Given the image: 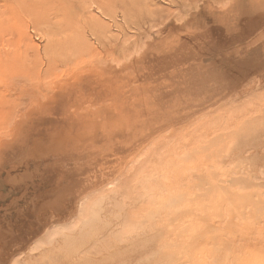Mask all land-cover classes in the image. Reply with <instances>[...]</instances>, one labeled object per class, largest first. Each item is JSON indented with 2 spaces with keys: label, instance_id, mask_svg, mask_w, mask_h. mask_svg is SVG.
<instances>
[{
  "label": "rangeland",
  "instance_id": "1",
  "mask_svg": "<svg viewBox=\"0 0 264 264\" xmlns=\"http://www.w3.org/2000/svg\"><path fill=\"white\" fill-rule=\"evenodd\" d=\"M246 3L0 0V227L9 234L0 258L13 248L18 259L23 242L39 244L93 198L101 205L98 226L64 251H39L36 264H109L115 257L119 264L143 240L163 264H186L198 238L209 253L197 244L193 264L264 255V99L224 127H209L202 114L264 86V0ZM179 129L186 146L169 152L170 165L156 180L161 188L130 202L113 181L149 142ZM184 146L194 150L176 167ZM169 199L168 219L139 225L144 211L162 216Z\"/></svg>",
  "mask_w": 264,
  "mask_h": 264
},
{
  "label": "bare ground",
  "instance_id": "2",
  "mask_svg": "<svg viewBox=\"0 0 264 264\" xmlns=\"http://www.w3.org/2000/svg\"><path fill=\"white\" fill-rule=\"evenodd\" d=\"M175 2V1H174ZM252 2V1H251ZM172 3H173V1H172ZM247 3H248V0H247ZM246 3V4H247ZM174 4V3H173ZM249 4V3H248ZM175 5V4H174ZM263 13V12H262ZM147 15V14H146ZM261 15H263V14H261ZM264 16V15H263ZM258 17V16H257ZM261 18V17H260ZM258 20V19H257ZM256 21V20H255ZM259 21H262V20H259ZM258 23V22H257ZM261 25V24H260ZM139 29V28H138ZM137 29V30H138ZM255 78V77H254ZM253 78V79H254ZM257 79V78H256ZM261 79V78H260ZM258 82H260L259 80H258ZM228 98V97H227ZM263 99H264V86H262V87H258L257 89H256V91L253 93V94H251L250 96H245V97H243V98H238V99H236V100H238V101H234V99L233 100H229L228 102H221V103H219V104H221V105H219L218 103V105H213L212 107H210V109L209 110H207V111H203L202 112V114L203 113H205L207 116H208V118L206 119L207 121H208V125H209V127L210 126H214V125H217V124H220L221 123V126L222 127H224V125H227L229 122H231L232 120H235V119H238V118H241V116L242 115H244L246 112H252V111H254L255 110V108L256 107H258V105L259 104H257V103H259V102H261V101H263ZM223 101V100H222ZM257 101H259V102H257ZM219 102V101H218ZM226 103H228V104H226ZM224 104V105H223ZM200 113V112H199ZM201 114V113H200ZM200 116V115H199ZM198 116V117H199ZM205 116V115H204ZM202 117V116H201ZM201 117H199V118H201ZM204 119H205V117H203ZM198 118L196 117V119L195 120H197ZM202 118L198 121L199 122V125L200 124H204L202 121ZM200 121L202 122V123H200ZM204 121V120H203ZM207 121H206V123H207ZM193 122H194V120H193ZM194 125V124H193ZM195 125H197L196 123H195ZM206 125V124H205ZM204 125V127H200L199 129V131H202V130H204V129H206V126ZM198 126V125H197ZM197 126H195V127H197ZM202 126V125H201ZM184 128V127H183ZM177 130V129H176ZM175 130V131H176ZM184 130V129H183ZM186 130V129H185ZM197 130V131H196ZM195 130V132H198V129H196ZM178 131V130H177ZM179 131H180V129H179ZM188 131H190V130H187V132ZM174 132V131H173ZM187 132H185V133H187ZM167 133H169L170 135H171V133L168 131ZM167 133H166V135H167ZM174 133H176V132H174ZM173 133V134H174ZM171 135L169 138L166 136V135H164V134H162V135H164V138L165 137H167L163 142H162V140H159L158 139V144H156L157 142L156 141H152V142H155V144L154 143H152L151 144V142H149L152 146H150L149 145V143L147 144L148 145V148L146 147H144V149H146V150H142V151H144V152H142L141 153V155L138 157V155H137V157H135V162H132L133 163V165H132V167H127V169H126V173H124L122 176H120L118 179H115L113 182L115 183V186L114 187H120V188H122V189H125V191H127L126 192V194L129 196V198H130V202H132V201H134V202H136V201H138V198L140 197V195H141V192H143L144 190H148V189H150L151 188V190H153V189H156V187H157V191H158V188L160 187L161 188V185L158 187L157 185L159 184V183H156L157 181V176L158 175H160L163 171H164V169H168V167H169V165H170V161H169V152L171 151H173V150H177L176 149V147H179L178 146V144H180V143H182V141L184 142V143H182V145H184L185 144V140L184 139H186V138H184V137H186V136H184L183 134H184V131L183 132H181L180 131V134H174V135ZM189 134V133H188ZM159 136H161V135H159ZM193 136H194V134H193ZM162 137V136H161ZM189 137V136H188ZM160 138V137H159ZM190 139V138H189ZM155 140V139H154ZM156 140H157V137H156ZM159 141H160V143H159ZM162 142V143H161ZM146 145V146H147ZM180 146L181 148L183 147V146ZM185 146H186V144H185ZM185 146H184V150L182 151V150H180V151H182L181 153H183L182 154V157L181 158H179L178 160H177V163H176V167H177V164L179 165V162L183 159V158H185V160L190 156L189 155V153H192L193 152V150H191L190 148L189 149H185ZM191 146V145H190ZM180 148V149H181ZM183 149V148H182ZM141 151V150H140ZM178 151V150H177ZM191 157V156H190ZM137 158V159H136ZM194 159V158H193ZM131 163V164H132ZM184 163H186V162H184ZM189 165H191V163L189 164ZM179 167V166H178ZM129 169V170H128ZM125 170V169H124ZM128 170V171H127ZM180 170V169H179ZM178 170V171H179ZM120 174H121V172H120ZM111 184H113V183H111ZM110 184V185H111ZM109 185V186H110ZM110 188V187H109ZM112 188H113V186H112ZM115 189V188H114ZM119 189V188H118ZM107 190V189H106ZM111 190V189H110ZM109 190V191H110ZM113 190V189H112ZM111 190V191H112ZM121 190V189H120ZM116 191V190H115ZM155 191V190H154ZM104 192L106 193V191L104 190ZM108 192V191H107ZM119 193V190H117L116 191V193ZM121 192V191H120ZM110 193V192H109ZM115 193V194H116ZM95 194V193H94ZM93 194V195H94ZM142 194H144V193H142ZM120 195V194H119ZM102 196V195H101ZM103 197V196H102ZM110 197V196H109ZM118 197V196H117ZM93 198V197H92ZM120 197H118V199H119ZM125 198V197H124ZM123 198V199H124ZM90 199V198H89ZM98 199V198H97ZM103 199H105V198H103ZM132 199V200H131ZM119 201V200H118ZM117 201V202H118ZM141 201V200H140ZM111 202H114V201H111ZM125 202V201H124ZM103 203V202H102ZM116 203V202H115ZM119 203H121V202H119ZM118 203V204H119ZM172 203H173V201H171L170 199L169 200H166V201H162V210H161V212L163 213V215L162 216H160V217H154V216H150V215H148V214H146V212L144 211L143 212V214H141L140 215V217H139V215H138V220H139V225H142V226H146V225H150V223H152V224H154L152 221L154 220L155 222H156V220H155V218H158V220H159V218H162V217H164V214H165V218H166V216H167V214L168 213H166V212H168V210L172 207ZM256 203V202H255ZM107 204V203H106ZM117 205V204H116ZM107 206V205H106ZM111 206H112V203H111ZM114 206V205H113ZM100 207H101V205H100V202H98L97 200L95 201L94 200V198L93 199H90V200H86V201H83V200H81L80 201V203H78L77 204V208H76V211L74 212V217H70L69 218V222H67L66 221V223H64V224H62V225H60L59 227H54V228H51L49 231H45V235H43V237H42V239L40 240V242H39V244L36 242V244L37 245H34V242L35 241H33V242H31V243H29V242H23V243H26V245H24V246H22V247H20L19 248V252H21V255H19V253H17L19 256H18V259H16V256H15V254H14V252H15V250H13V248L11 249V248H9L10 249V252H8V253H6V254H8V259H10V262H9V260L8 259H5V258H0V264H36V261H38V260H36L35 261V259H36V257L38 256V252L39 251H42V250H45V249H49V248H54V249H58L57 251H59L62 247H65V245H67V243H68V241L70 240H72V241H75L76 239L79 241L80 240V237L81 236H83V234L84 233H86V231L88 230V229H90V228H92V227H94L93 225H97V222H98V220L100 221L101 219L98 217L99 216V214H98V210H100ZM120 207H121V204H120ZM248 207L250 208V205H248ZM118 208V207H117ZM253 208H254V206H253ZM250 210V209H247V207H245L244 208V210ZM121 210H123L122 208H121ZM119 211V210H118ZM124 211V210H123ZM122 211V212H123ZM193 211V210H192ZM100 212V211H99ZM247 212V211H246ZM245 212V213H246ZM101 213V212H100ZM104 213V212H103ZM124 214H125V212H123ZM244 213V214H245ZM249 215V214H248ZM73 216V215H72ZM99 218V219H98ZM106 218V217H105ZM252 218V217H251ZM166 219H168V217L166 218ZM235 219V218H234ZM248 219H250L249 217H248ZM157 220V221H158ZM119 221V220H118ZM195 221H196V219H195ZM206 221V220H205ZM252 221V220H251ZM134 222V221H133ZM136 222V221H135ZM194 222V221H193ZM218 222V221H217ZM221 222V221H220ZM220 222H219V224H217L218 225V228L220 229L218 232H223L224 230H226L225 229V226H220ZM241 222H242V220H241ZM244 222V221H243ZM100 223H102V221L100 222ZM106 223V222H105ZM202 223H204V221L202 222ZM239 223V222H238ZM260 223V222H259ZM263 223V222H262ZM138 223H136V225H137ZM213 224H215V222L213 223ZM221 224H222V222H221ZM225 224H226V221H225ZM228 224V223H227ZM255 224H257V223H254L253 225H255ZM59 225V224H58ZM229 226H230V224H228ZM250 226H251V224H249ZM259 225V224H258ZM98 226V225H97ZM101 226H102V224H101ZM104 226V225H103ZM113 226V225H112ZM154 226H155V224H154ZM154 226H151V227H153L154 228ZM227 226V225H226ZM236 226V225H235ZM238 226V225H237ZM240 226V225H239ZM239 226L237 227L238 229H239ZM105 227V226H104ZM103 227V228H104ZM137 227H138V225H137ZM150 227V226H149ZM158 227V226H157ZM208 227V226H207ZM222 227H224V230H222L221 231V228ZM255 227V226H254ZM256 227H258V226H256ZM255 227V228H256ZM263 227V226H262ZM97 228V227H96ZM206 228V227H205ZM255 228H253V229H255ZM94 229H95V227H94ZM114 229V228H113ZM118 229V228H117ZM145 230H146V228H144ZM150 229V228H149ZM156 229H158V228H156ZM209 229V228H208ZM229 229H230V227H229ZM229 229H227V230H229ZM231 229H233L232 227H231ZM246 229V228H245ZM260 229V228H259ZM154 230H155V228H154ZM264 230V229H263ZM97 231V230H96ZM100 231H102L101 230V227H100ZM158 231V230H157ZM160 231V230H159ZM230 231V230H229ZM239 231V230H238ZM6 231H5V228H1L0 227V245H3V247L1 248V250L3 251V248L5 249V246H6V244H7V242H8V240H9V234H6L5 233ZM89 232V231H88ZM94 232V231H93ZM140 232H141V230H140ZM152 232V231H151ZM210 232V231H209ZM208 231H206L205 233H208L207 234V236L208 235H211V233H209ZM240 232H242L241 230H240ZM239 232V233H240ZM245 232V233H244ZM242 234H243V236H244V234H246L247 233V236L246 237H248V232H246V231H244ZM262 232V231H261ZM5 233V234H4ZM146 233V232H145ZM150 233V232H149ZM171 233V232H170ZM204 233V234H205ZM226 233H227V231H225L224 232V237L226 236ZM233 232L231 231V234H232ZM257 233V232H256ZM260 233V232H259ZM139 234V233H138ZM154 234V233H153ZM199 234V233H198ZM203 234V233H202ZM253 234H254V232H253ZM179 235V234H178ZM190 235H192V233L190 234ZM190 235H189V237H187V238H189L190 239ZM215 235H216V232H215ZM219 235H220V233H219ZM240 235V234H239ZM255 235V234H254ZM97 236H99V234L97 235ZM186 236H187V234H186ZM196 235H194V237H195ZM202 236V235H201ZM217 236V235H216ZM259 236H260V234H259ZM74 237H76V238H74ZM132 237V236H131ZM139 237H141V236H139ZM222 237H223V234H222ZM232 237H233V234H232ZM231 237V238H232ZM238 237H240V236H238ZM261 238H262V236H260ZM73 238L75 239V240H73ZM82 238V237H81ZM108 238V237H107ZM203 238V237H202ZM231 238L229 237V239L231 240ZM244 238H245V236H244ZM84 239H85V237H84ZM141 239V238H140ZM183 239H185L184 237H183ZM258 239V238H257ZM7 240V241H6ZM83 240V239H82ZM88 240V239H87ZM94 240V239H93ZM186 240H188V239H186ZM192 240V239H191ZM237 240V239H236ZM260 240V239H259ZM27 241H30V239H28ZM78 241H76V243L78 242ZM81 241V240H80ZM91 241V240H90ZM120 241V240H119ZM130 241V240H129ZM134 241V240H133ZM141 241H142V239H141ZM148 241H150V240H148ZM148 241H144L143 240V242H138V243H136V244H134V245H131V247L129 246V244L127 245V246H129V250H127L128 252H127V254H125V256H123L122 258H120V259H123V260H121L122 262L124 261V262H126V263H128V264H163L162 262H159V259L157 258V257H154V256H151L150 255V250H151V248H152V246H151V243H149ZM196 241H197V244L199 245V250L201 251V249H202V247H201V245H202V243H200L199 242V238H198V240L196 239ZM217 241V240H216ZM222 241V240H221ZM252 241V240H251ZM83 242V241H82ZM81 242V243H82ZM86 242V241H85ZM186 242V241H185ZM213 242V241H212ZM237 242V241H236ZM243 242V241H242ZM242 242H241V244H242ZM9 243V242H8ZM10 243H12V242H10ZM75 243V242H74ZM88 243V242H87ZM124 245H125V240H124ZM123 243H122V245H123ZM127 243V242H126ZM183 243V242H182ZM205 243L206 242H203V244H204V246H205ZM208 243V249L210 248L209 247V244H211V246H212V244L213 243H211V240H210V243H209V241L207 242ZM218 243V242H217ZM232 243H233V241H232ZM29 244V245H28ZM172 244V243H171ZM197 244H196V248L194 249H192V248H190V249H188L187 248V250H189V251H191V250H193V251H195L196 252V250H197ZM12 245V244H11ZM69 245V244H68ZM78 245V244H77ZM76 245V246H77ZM170 245V244H169ZM225 245V244H224ZM223 245V246H224ZM233 245V244H232ZM246 245V244H245ZM251 245V244H250ZM70 247H71V244L69 245ZM69 246H67V247H69ZM73 246V245H72ZM80 246V245H79ZM84 246V244L81 246V247H83ZM154 246H155V244H154ZM181 246H183V245H181ZM203 246V245H202ZM204 246H203V249H202V251L204 250V249H206V246H205V248H204ZM220 246V245H219ZM222 246V245H221ZM254 246V245H253ZM123 247V246H122ZM126 247V246H125ZM178 247H179V245H178ZM184 247V246H183ZM190 247H191V245H190ZM242 247H243V245H242ZM246 247V246H245ZM74 248V247H73ZM128 248V247H127ZM241 248V247H240ZM244 248V247H243ZM249 247H246V250L248 249ZM7 249V248H6ZM65 249V248H64ZM76 249H78V248H76ZM76 249H73V250H76ZM172 249V248H171ZM182 249V248H181ZM232 249V248H231ZM234 249V248H233ZM252 249V248H251ZM250 249V250H251ZM62 250V249H61ZM68 250V249H67ZM177 250H178V248H177ZM211 250V249H210ZM209 250V251H210ZM240 250V249H239ZM57 251H56V253H57ZM62 251H64V250H62ZM79 251H80V249H79ZM124 251V250H123ZM153 251V250H152ZM169 251V250H168ZM167 251V252H168ZM179 252H180V249L178 250ZM182 251H184V249L182 250ZM201 251V252H202ZM244 251V250H243ZM5 252V251H4ZM125 252V251H124ZM154 252V251H153ZM173 252V251H172ZM195 252H187L189 255H190V253H195ZM240 252H242V248H241V250H240ZM247 252V251H246ZM263 252H264V250H263ZM55 253V252H54ZM60 253V252H59ZM74 253V252H73ZM166 253V252H165ZM170 253V252H169ZM168 253V254H169ZM175 253H176V250H175ZM178 253V252H177ZM185 253V257H189V259H190V256L187 254V256H186V251L184 252ZM203 253L205 254V253H209V252H206V250L205 251H203ZM234 253V252H233ZM252 255H253V253L255 254V252H254V250H253V253L252 252H250ZM259 253V252H258ZM58 254V253H57ZM63 254H65V253H63ZM155 254V253H154ZM171 254V253H170ZM181 254V253H180ZM199 253H196L195 255H198ZM247 254H248V252L246 253V256H247ZM37 255V256H36ZM47 255V254H46ZM58 255H60V254H58ZM66 255V254H65ZM114 255V254H113ZM200 255H203L202 253H200ZM234 255V254H233ZM241 255V254H240ZM249 255V254H248ZM257 255H259V254H257ZM257 255L256 256H253V257H250V256H248V258L245 256V258H242L243 259V261H242V263H241V261L239 262V264L241 263V264H264V255L263 256H258V258H257ZM13 256L15 257V258H13ZM21 256V257H20ZM44 256H45V254H44ZM48 256V255H47ZM62 257H63V255H61ZM162 257H163V255H161ZM171 256H173L172 254H171ZM179 256V255H178ZM181 256V255H180ZM199 256V255H198ZM204 257H205V255H203ZM235 256V255H234ZM242 256H243V254H242ZM241 256V257H242ZM20 257V258H19ZM50 257V256H49ZM112 257V256H111ZM115 257V256H114ZM118 257V256H117ZM160 257V256H159ZM174 257V256H173ZM175 257H177V254H176V256ZM175 257H174V259H175ZM188 257L186 258V261H187V263H192L193 264V262H195V261H193V258H195V257H193L192 258V256H191V259H192V262H191V260L190 261H188L189 259H188ZM200 257L201 256H199V260H198V262L200 261ZM161 258V257H160ZM165 258H167V256L165 257ZM206 258H207V256H206ZM208 258H209V256H208ZM220 258V257H219ZM38 259H39V257H38ZM117 258L115 257L114 259L113 258H111L110 260H109V264H117V260H116ZM181 259H183L182 257H181ZM232 259H234L233 257H232ZM43 260V259H42ZM119 260V259H118ZM165 260V259H164ZM185 260V259H184ZM201 260L203 261V258H201ZM225 260V259H224ZM237 260V259H236ZM47 261V260H46ZM45 261V262H46ZM120 261V260H119ZM120 261V262H121ZM161 261H162V259H161ZM171 261V260H170ZM179 260H177V262H178ZM186 261H185V263H186ZM207 261V260H206ZM206 261H205V263L204 264H206ZM120 262H119V264H120ZM166 262H167V260H166ZM177 262H176V264H177ZM182 262V261H181ZM208 262V261H207ZM226 262V261H225ZM237 263H238V260L236 261ZM48 263V262H47ZM125 263V264H126ZM186 263V264H187ZM196 263V262H195ZM223 263V262H222ZM123 264V263H122ZM165 264V263H164ZM172 264H173V262H172ZM182 264V263H181ZM183 264H184V262H183ZM198 264V263H197ZM201 264H203V263H201ZM208 264V263H207ZM213 264V263H212Z\"/></svg>",
  "mask_w": 264,
  "mask_h": 264
}]
</instances>
